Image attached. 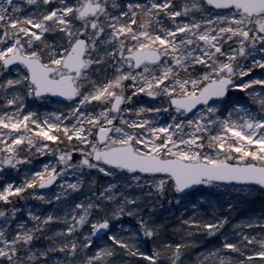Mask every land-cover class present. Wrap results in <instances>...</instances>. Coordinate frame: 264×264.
I'll list each match as a JSON object with an SVG mask.
<instances>
[{
    "label": "snow or ice",
    "instance_id": "1",
    "mask_svg": "<svg viewBox=\"0 0 264 264\" xmlns=\"http://www.w3.org/2000/svg\"><path fill=\"white\" fill-rule=\"evenodd\" d=\"M197 234L196 264H264V0H0V264H184Z\"/></svg>",
    "mask_w": 264,
    "mask_h": 264
},
{
    "label": "trees",
    "instance_id": "2",
    "mask_svg": "<svg viewBox=\"0 0 264 264\" xmlns=\"http://www.w3.org/2000/svg\"><path fill=\"white\" fill-rule=\"evenodd\" d=\"M163 208L158 207V219L165 221L169 224L176 223L177 217L180 215V210L177 209L175 205H169L167 200L163 202ZM260 208L259 200H256L255 203H241L237 208L232 212V217L234 220H238L241 216L249 214L253 211H258ZM226 212L227 209H224ZM169 238L172 240H179L184 233L177 229H169L168 232ZM199 243L186 249V258L184 264H196L197 254L203 250L210 248L218 243V237L204 236L202 234H197Z\"/></svg>",
    "mask_w": 264,
    "mask_h": 264
},
{
    "label": "rangeland",
    "instance_id": "3",
    "mask_svg": "<svg viewBox=\"0 0 264 264\" xmlns=\"http://www.w3.org/2000/svg\"><path fill=\"white\" fill-rule=\"evenodd\" d=\"M36 103H42L43 106H44V109L49 110V111L53 110L54 107L56 106L55 104H50V103H48V102H40V101H37ZM48 158L51 159V158H52L51 155H49ZM44 159H45V158L42 157V156L35 155V156L33 157V164H36L38 161H43ZM69 178H71V177H69ZM17 179H19V177H18ZM58 187H59L58 184L53 185V186L51 187V191H52V192L57 191V190H58ZM42 191H48V189H45V190H42ZM26 205H32V206H34V207H36V208H39V209H41V210H47V209H49V208L51 207L46 201H41V200H38V199H34V198H32L31 196H29V198H28L27 201H25V200H20V201L18 202V206H20V207H25ZM25 218H27V217H26V213H25ZM126 219H128V218H126ZM41 242H42V243L44 242L43 239L41 240Z\"/></svg>",
    "mask_w": 264,
    "mask_h": 264
},
{
    "label": "water",
    "instance_id": "4",
    "mask_svg": "<svg viewBox=\"0 0 264 264\" xmlns=\"http://www.w3.org/2000/svg\"><path fill=\"white\" fill-rule=\"evenodd\" d=\"M51 187V186H50Z\"/></svg>",
    "mask_w": 264,
    "mask_h": 264
}]
</instances>
